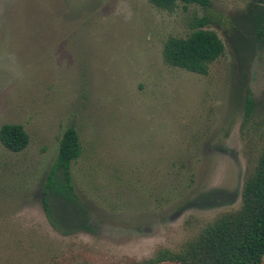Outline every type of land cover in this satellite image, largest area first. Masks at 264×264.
<instances>
[{
    "label": "rangeland",
    "instance_id": "1",
    "mask_svg": "<svg viewBox=\"0 0 264 264\" xmlns=\"http://www.w3.org/2000/svg\"><path fill=\"white\" fill-rule=\"evenodd\" d=\"M210 10L229 19L228 30L206 27L225 53L201 75L163 54L206 14L197 4L0 0V128L22 124L30 135L19 152L0 140V264H156L242 207L264 153L254 29L264 0H212ZM70 126L82 142L71 171L86 209V227L74 229L72 208L53 207V223L43 206ZM217 190L236 198L210 205Z\"/></svg>",
    "mask_w": 264,
    "mask_h": 264
},
{
    "label": "trees",
    "instance_id": "2",
    "mask_svg": "<svg viewBox=\"0 0 264 264\" xmlns=\"http://www.w3.org/2000/svg\"><path fill=\"white\" fill-rule=\"evenodd\" d=\"M154 6L172 11L179 2L197 4L206 14L192 24L187 37H169L164 45V59L174 67L207 75L210 65L225 53L218 33L206 27L216 22L228 30L229 19L210 10L212 0H149ZM254 29L264 45V12L254 17ZM252 99L248 98L247 114ZM0 140L9 150L19 152L30 143V135L22 124L6 123L0 128ZM82 155L78 131L68 127L59 142V151L43 189V206L53 223L57 207L72 208V229L86 227V209L78 201L72 177V164ZM236 196L225 190L211 193L207 203L223 205ZM55 201V202H54ZM56 217V216H55ZM57 225V224H56ZM264 255V153L255 172L248 178L242 192V207L225 215L207 228L200 238L184 252L163 253L161 260L172 259L187 264H261Z\"/></svg>",
    "mask_w": 264,
    "mask_h": 264
},
{
    "label": "water",
    "instance_id": "3",
    "mask_svg": "<svg viewBox=\"0 0 264 264\" xmlns=\"http://www.w3.org/2000/svg\"><path fill=\"white\" fill-rule=\"evenodd\" d=\"M156 264H187V263L179 261V260L167 259V260L159 261ZM261 264H264V255H263Z\"/></svg>",
    "mask_w": 264,
    "mask_h": 264
}]
</instances>
